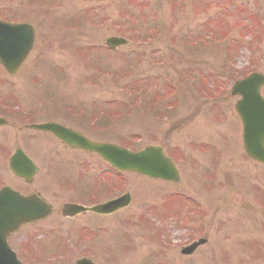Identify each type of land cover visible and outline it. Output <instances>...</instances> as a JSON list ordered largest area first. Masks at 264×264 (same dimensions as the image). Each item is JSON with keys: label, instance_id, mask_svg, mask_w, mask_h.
<instances>
[{"label": "rangeland", "instance_id": "1", "mask_svg": "<svg viewBox=\"0 0 264 264\" xmlns=\"http://www.w3.org/2000/svg\"><path fill=\"white\" fill-rule=\"evenodd\" d=\"M225 1L0 0L1 20L31 24L36 32L16 77L0 67V117L9 122L0 127V142L6 147L9 138L40 168L30 187L5 168L0 185L23 193L34 188L55 208L49 222L24 229L35 264L41 256L52 261L37 249V236H60L68 225L76 233L75 248L66 244L68 262L86 252L95 264H264V166L243 154L230 96L244 74L264 75V0H236L229 15L242 16L221 19L216 29L211 17L229 16ZM248 10L257 15L253 48L244 33ZM113 37L128 46L107 50L104 41ZM75 107L89 112L69 119ZM60 119L94 142L133 151L163 147L176 162L179 184L123 174L118 188L97 156L64 152L23 129ZM87 162L89 188L100 191L89 193V204L115 197L114 187L130 194V205L108 217L65 221L66 198L57 195L66 175ZM59 170L67 172L54 174ZM199 238L206 242L188 257L180 254Z\"/></svg>", "mask_w": 264, "mask_h": 264}, {"label": "water", "instance_id": "2", "mask_svg": "<svg viewBox=\"0 0 264 264\" xmlns=\"http://www.w3.org/2000/svg\"><path fill=\"white\" fill-rule=\"evenodd\" d=\"M34 41L33 29L28 25H9L0 22V65L5 71L14 75L20 69L23 61L30 52ZM111 49L123 46L126 42L120 38H110L105 41ZM264 78L253 74L238 82L232 89L233 94L241 96L236 105V112L241 119L243 132L242 141L245 154L252 160L264 163V104L259 97V89ZM1 122V121H0ZM34 129L52 133L57 139L98 154L112 168L116 170L136 173L151 179L179 181L178 173L173 163L167 159L161 148L147 147L138 153H131L119 147L88 142L70 130L54 124L33 126ZM10 167L18 177L28 178L37 170L29 160L18 153ZM27 173V174H26ZM129 202V197L96 206L90 209L78 208L97 214H109ZM49 215V208L36 197L22 198L9 189L0 193V228L14 231L19 225L43 219ZM8 221V222H7ZM195 243L184 250L183 255L191 254L198 245ZM0 258V264H17L11 254ZM3 260V261H1ZM76 264H93L90 260H82Z\"/></svg>", "mask_w": 264, "mask_h": 264}, {"label": "flooded vegetation", "instance_id": "3", "mask_svg": "<svg viewBox=\"0 0 264 264\" xmlns=\"http://www.w3.org/2000/svg\"><path fill=\"white\" fill-rule=\"evenodd\" d=\"M233 1H236V0H233ZM60 100H61V98H59V102H61ZM62 111L65 112L64 110H62ZM59 112H61V111H59ZM77 112H80L81 114H83V113L88 114L89 110H88V108L83 109L82 107H75L73 110L68 109V114L67 113L66 114L68 115V117L70 119V118H73L74 116H76L75 113H77ZM2 119H4V118H2ZM79 119H80V117H79ZM83 119H87V121H89V117H86ZM80 121L85 122L82 119H80ZM54 123H56V124H58L64 128L70 129L73 132L80 135L81 137L89 140V138L83 132H81L80 130L74 129L72 126H70L69 123H67L66 121H63L62 119H60L58 122H54ZM8 124H9V122L7 121V123H5V126H3V127H7ZM42 134L46 138H48L49 140L54 141L56 147L59 150H62L64 152H70L71 154L78 153L80 155L89 156V153H87L83 150L73 149V148L69 147L68 145H66L65 143H62L61 141L57 140L56 138H54L52 135H50L48 133H42ZM5 143L7 144V146L3 147L2 142H0V172L1 173H5V168H8L9 160L14 154L13 147H10L8 145V144H10L9 138L6 139ZM66 161H67V159H65L64 162H66ZM88 163L89 162H87L86 167L82 166L79 171L73 172V174L69 173L66 175V177L64 179L65 184L62 183V186L60 187L61 190L58 193L59 195H57V197H59L61 199L66 198V202H64L61 205L60 214H61V212L63 214V209H64L65 205H74V206H78V207H82V208H89V207H92L95 205L104 204V203L111 201V200L118 199L123 195V194H120L119 191H116L114 187H112L111 191L114 192L113 196H115V197L109 198V199L105 200L104 202H96V203H90L89 204V196H91L89 193L94 194V192H93V190H90V192H89V164ZM56 164L59 165V162L57 161ZM66 164H72V163L67 162ZM65 172H67V171L59 170L57 173H54V174H61V173H65ZM49 173H50V171H49ZM39 174H40V168H39V173L37 174V176ZM112 175L114 176V179H116L118 181L117 186L119 188V184H120V177H118L119 175L118 176L115 174H112ZM12 178H13V176H12ZM0 181H2V180H0ZM7 184L8 183L1 184L0 189L3 188L4 186H7ZM30 185H32V184H30ZM90 187L92 188L94 186H90ZM18 192L21 193L22 195H29V194H37L38 195L40 193L38 190H36L34 188L28 189L25 193H23L21 191H18ZM40 195L41 194H39V196ZM40 197L43 198L42 195ZM43 199H45V198H43ZM48 204H50V203L48 202ZM50 205L53 208L52 209V215H51V217H52L54 214L55 208L53 207L52 204H50ZM119 212L120 211H118L112 215H115ZM89 215H94V214H89V212H84V213L76 214L74 217H71L70 219L63 218V217H62V219L65 221H74V222L75 221L76 222H82L83 221V222H86L87 220H85V218L88 219ZM112 215H108V216H112ZM94 216L95 217H108V216H99V215H94ZM51 217H49L47 220H44L41 222H49L51 220ZM60 223H62V222H60ZM67 223H71V222H67ZM25 227H27V226H22V227L18 228L15 233L6 234L5 243H6V246L15 254V258L17 259V261L20 264H35V262L32 260V256L30 255V250H29V248L31 247L30 239H29V235H28L27 231L24 230ZM55 233H56L55 236H52L50 234L47 235L44 232L42 234L38 235L39 236L38 237L39 247L37 249H41L42 254L45 256L50 255L51 260H52L49 262L43 261L44 256H41L38 258V262L40 264H73L78 259L89 258V254H86V252H80L81 255L78 259H76L72 262H68L67 256L69 255L68 253H71V251L67 250L66 244L69 247L71 246L72 248H75L74 243H73V239L76 237L75 228H71V225H68V229L63 231L62 235L59 236V235H57L58 234L57 232H55ZM66 237H67V239H66ZM74 251H76V250H74ZM40 258L42 261H40Z\"/></svg>", "mask_w": 264, "mask_h": 264}]
</instances>
